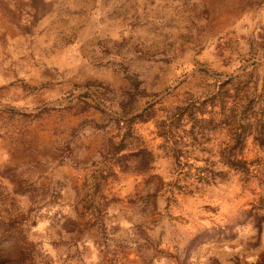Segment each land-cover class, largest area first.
I'll list each match as a JSON object with an SVG mask.
<instances>
[{
    "label": "rangeland",
    "instance_id": "374dc122",
    "mask_svg": "<svg viewBox=\"0 0 264 264\" xmlns=\"http://www.w3.org/2000/svg\"><path fill=\"white\" fill-rule=\"evenodd\" d=\"M0 264H264V0H0Z\"/></svg>",
    "mask_w": 264,
    "mask_h": 264
}]
</instances>
